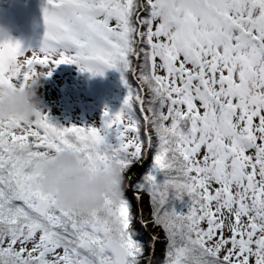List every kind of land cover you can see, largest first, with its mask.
Returning <instances> with one entry per match:
<instances>
[{
  "label": "snow or ice",
  "instance_id": "obj_1",
  "mask_svg": "<svg viewBox=\"0 0 264 264\" xmlns=\"http://www.w3.org/2000/svg\"><path fill=\"white\" fill-rule=\"evenodd\" d=\"M42 23L38 53L0 43V86L74 64L119 72L127 94L100 127L0 119V264H264V0H46ZM62 150L91 170L117 164L121 197L56 206L34 165ZM150 153L162 184L131 171ZM170 191L186 213L165 207ZM137 224L163 240L146 248Z\"/></svg>",
  "mask_w": 264,
  "mask_h": 264
},
{
  "label": "rangeland",
  "instance_id": "obj_2",
  "mask_svg": "<svg viewBox=\"0 0 264 264\" xmlns=\"http://www.w3.org/2000/svg\"><path fill=\"white\" fill-rule=\"evenodd\" d=\"M46 0H0V25L7 27L10 31L11 41L18 42L21 50L27 55L38 53L41 48L43 39V23H42V8ZM38 71L48 72V69H38ZM132 82L138 84V81L130 74ZM131 80L129 82L131 83ZM81 81V82H80ZM82 83V82H84ZM121 83L120 73L115 70H107L102 76L91 75L88 72H80L74 64H60L52 69L51 75L43 81L42 86L38 89V95L41 97L42 108L48 113V100L52 101L53 109L56 114L65 116L67 121L76 123L75 113L89 124L98 122L102 124V115L105 110L110 114L118 112L124 98L120 93H124ZM118 95L119 98L117 97ZM67 107V108H66ZM70 108V111H68ZM67 109V112L64 110ZM80 110V111H79ZM96 110V111H95ZM79 111V112H78ZM80 116V117H81ZM66 124L63 126L65 127ZM93 126V125H92ZM109 142H113V138L109 137ZM128 198L131 200L134 193L129 190ZM134 210H135V202ZM140 210L145 216L149 212L148 198L141 201L139 205ZM146 211V213H145ZM152 236H158L163 240V235L160 231L149 234L147 229H143L140 233L139 239L145 243ZM161 243L156 244V249L160 250ZM159 251L155 250L156 260H159Z\"/></svg>",
  "mask_w": 264,
  "mask_h": 264
},
{
  "label": "clouds",
  "instance_id": "obj_3",
  "mask_svg": "<svg viewBox=\"0 0 264 264\" xmlns=\"http://www.w3.org/2000/svg\"><path fill=\"white\" fill-rule=\"evenodd\" d=\"M11 40L10 31L0 25V43ZM47 73L37 71L23 88L0 86V119L31 120L40 111L38 89ZM36 190L54 196L58 207L87 210L103 204L105 196L118 200L125 187L120 167L109 163L91 170L71 150L44 154L35 162Z\"/></svg>",
  "mask_w": 264,
  "mask_h": 264
},
{
  "label": "trees",
  "instance_id": "obj_4",
  "mask_svg": "<svg viewBox=\"0 0 264 264\" xmlns=\"http://www.w3.org/2000/svg\"><path fill=\"white\" fill-rule=\"evenodd\" d=\"M130 74H128V79H130ZM81 82V81H80ZM84 84V82H82ZM132 86H133V91L135 92V90L139 87V85H137L136 83L132 82L131 80V83H130ZM124 87V85L122 86ZM124 90V93H120L122 96L118 95L117 97L119 98L122 97L124 98L125 95L127 94V89L124 87L123 88ZM52 101L54 100H48V103L45 104L47 105L46 108H48V113L42 108V106L40 107V111L42 114H45L49 117V120L50 122L55 125V126H58V127H63L65 124V128L66 127H73L74 124L73 123H70L67 121L66 123V117H68V114H64L65 116H60L58 117V115L56 114L55 112V109H53V106H52ZM67 108V107H66ZM65 112H67V109L64 110ZM68 111H70V108H68ZM80 111V110H79ZM78 111V112H79ZM96 111V110H95ZM136 111H137V115L140 116V113H139V107L137 106L136 108ZM71 112V111H70ZM82 114H80L81 116ZM79 115H77V112L75 113V119H76V122L79 121V123H76L75 127H84V128H88V127H100L101 125L98 124V122H94L92 125L89 124L88 121H85L84 118H82V116L80 117ZM141 134L143 135V129H141ZM132 172H135L137 173V175H139V178H138V182L140 179L143 178V176L145 175H151L155 182L157 184H162L164 182V177L163 175L159 172V169L156 168L153 164V161L151 159V153L149 154V158L145 159L144 161H142L140 164H138L137 166L133 167V169L131 170ZM143 200H146L148 197L146 195H143L141 194ZM188 205H189V199L187 196H184L181 200H176L174 198V193H172L171 191L169 192L168 194V200L166 202V205L165 207L170 210V211H175L177 213H186L187 210H188ZM146 213V211H145ZM136 228L138 230L139 233H143V228H140L139 225L137 224L136 225ZM149 234L153 233V232H156V231H160V229L158 228H153L151 226H149L147 228ZM161 232V231H160ZM162 234V233H161ZM163 235V234H162ZM143 240V239H142ZM158 246H160V250L156 249V251L158 252L159 251V259L161 258L162 256V249H163V244H159Z\"/></svg>",
  "mask_w": 264,
  "mask_h": 264
}]
</instances>
